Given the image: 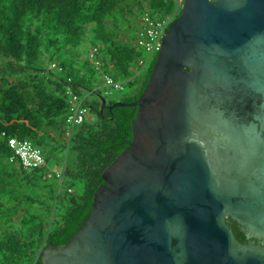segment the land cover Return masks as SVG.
<instances>
[{
    "label": "water",
    "instance_id": "obj_1",
    "mask_svg": "<svg viewBox=\"0 0 264 264\" xmlns=\"http://www.w3.org/2000/svg\"><path fill=\"white\" fill-rule=\"evenodd\" d=\"M163 33L137 99L101 97L132 139L41 264H264V0H181Z\"/></svg>",
    "mask_w": 264,
    "mask_h": 264
},
{
    "label": "trees",
    "instance_id": "obj_2",
    "mask_svg": "<svg viewBox=\"0 0 264 264\" xmlns=\"http://www.w3.org/2000/svg\"><path fill=\"white\" fill-rule=\"evenodd\" d=\"M180 3L0 0V264H41L44 247L68 241L88 215L94 193L104 182L103 170L132 139L137 107L100 110L102 96L93 88L95 82L86 80V72L95 70L88 51L81 54L83 44L100 46L102 69L128 89L119 100L134 101L147 83L156 54L146 73L139 75L132 64L142 51L135 46V37L119 34L131 23L143 27L135 15L176 17ZM67 87L86 95L88 113L95 117L76 126L69 140ZM10 137L29 139L41 149L45 164L27 170L18 159L9 161ZM59 151H65L63 158ZM63 160L64 178L58 189L57 178L47 174ZM76 181L82 184L79 192L72 187ZM229 226L245 242L235 224Z\"/></svg>",
    "mask_w": 264,
    "mask_h": 264
},
{
    "label": "built area",
    "instance_id": "obj_3",
    "mask_svg": "<svg viewBox=\"0 0 264 264\" xmlns=\"http://www.w3.org/2000/svg\"><path fill=\"white\" fill-rule=\"evenodd\" d=\"M173 17L165 16L160 19H154L148 14L142 15L143 27L138 30L135 46L141 51L147 53L146 59L138 58L136 64L143 67L150 56L155 55L159 50L161 44V35L168 26ZM87 58L92 64L95 71H98L101 77V82L104 86L113 88L115 90H121L123 88V81L117 80L112 77L108 72L102 69L103 60L100 55V46H90L87 54ZM52 67L55 66L53 62ZM68 102V111L65 117L66 125V137L70 139L73 129L84 123L88 122L87 114L88 108L85 105V96H79L74 93L69 87L65 90ZM7 144L12 150V154L9 156V161L18 159L23 169H34L45 164V157L40 148L35 146L29 139H19L17 137L8 138ZM64 163L61 161L55 168H51L48 172V177H55L59 182V188L62 186L64 178ZM68 191H71L68 188Z\"/></svg>",
    "mask_w": 264,
    "mask_h": 264
},
{
    "label": "rangeland",
    "instance_id": "obj_4",
    "mask_svg": "<svg viewBox=\"0 0 264 264\" xmlns=\"http://www.w3.org/2000/svg\"><path fill=\"white\" fill-rule=\"evenodd\" d=\"M134 19L136 20L137 25H139L140 22L142 21V16L135 15ZM138 30H139V27H137L133 23H131V25L129 27L125 28L124 31H122L119 34V36L122 37V36H125L127 34V36H129L131 38L135 37L134 39H136ZM89 46L90 45L88 43L87 44L86 43L83 44V48H82V53L81 54L84 53L86 55ZM146 57H147V53L142 51L141 54H140V58L146 59ZM154 57H155V55L150 56V58L148 59V61L146 62V64L143 67L137 65L136 61H135V63L132 64V66L133 67H137V70L139 71V75H143V74L146 73V70L150 66V64L153 61ZM84 72H86V71H84ZM88 79L93 81V83L95 82L93 88H96L100 92L101 96L104 97L108 101H117L123 96L124 93H126L128 91V89L125 88V86H124L125 84H123V88L121 90H115L113 88L104 86L102 84V82H101V77H100V74H99L98 71H94L93 74L86 72V80H88ZM93 88H92V90H93ZM83 92H85V90H83ZM86 92H87L86 93L87 97L89 99H91L93 96H91L90 92H88V91H86ZM86 116L88 118V122H92L94 120V118H95L90 113H88ZM59 142L62 143V142H64V140L63 139H61V140L59 139ZM58 155H59V157H61L62 155L64 156L65 155V151L63 153L61 151H59ZM63 156H62V158H63ZM68 158H70V153L68 154ZM55 167H56V165H53V168H55ZM58 187H59V185H58ZM72 187H73V189H75V190H77L79 192L81 190L82 184H81V182L76 181V182H74Z\"/></svg>",
    "mask_w": 264,
    "mask_h": 264
},
{
    "label": "flooded vegetation",
    "instance_id": "obj_5",
    "mask_svg": "<svg viewBox=\"0 0 264 264\" xmlns=\"http://www.w3.org/2000/svg\"><path fill=\"white\" fill-rule=\"evenodd\" d=\"M229 222H232L233 224H235V226L239 229V226L237 225V223L235 222V221H233V220H231V219H227V223L229 224ZM240 230V229H239ZM233 231V230H232ZM245 237V236H244ZM245 242H252V243H255V244H260V241L259 240H257L255 237H249V238H246L245 237ZM240 241V240H239Z\"/></svg>",
    "mask_w": 264,
    "mask_h": 264
}]
</instances>
